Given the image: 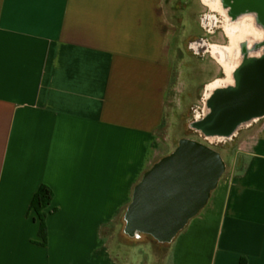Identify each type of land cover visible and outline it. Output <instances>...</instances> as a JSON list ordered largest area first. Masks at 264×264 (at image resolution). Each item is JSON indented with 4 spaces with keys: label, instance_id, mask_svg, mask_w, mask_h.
I'll return each mask as SVG.
<instances>
[{
    "label": "crops",
    "instance_id": "1",
    "mask_svg": "<svg viewBox=\"0 0 264 264\" xmlns=\"http://www.w3.org/2000/svg\"><path fill=\"white\" fill-rule=\"evenodd\" d=\"M173 34L167 0H0V264H264V116L171 239L128 232L135 188L181 142L158 135Z\"/></svg>",
    "mask_w": 264,
    "mask_h": 264
},
{
    "label": "rangeland",
    "instance_id": "2",
    "mask_svg": "<svg viewBox=\"0 0 264 264\" xmlns=\"http://www.w3.org/2000/svg\"><path fill=\"white\" fill-rule=\"evenodd\" d=\"M212 1L216 3L217 0ZM167 12L174 31L171 43L173 77L158 135L172 145H178L182 140L201 143L218 152L224 163L230 166L238 142L247 135V129L242 128L231 139L211 142L193 127L203 117L208 86L227 77L226 68L213 54L214 47L226 49L231 46L225 34L227 18L206 3L202 4L201 0H167ZM217 13L222 17H215ZM197 42H202L205 47L196 49ZM241 54L242 60L245 53ZM225 59L231 63L232 58L226 51ZM105 235L114 246L129 242L126 229L118 224L105 231ZM151 241L148 245L156 248L157 241Z\"/></svg>",
    "mask_w": 264,
    "mask_h": 264
},
{
    "label": "water",
    "instance_id": "3",
    "mask_svg": "<svg viewBox=\"0 0 264 264\" xmlns=\"http://www.w3.org/2000/svg\"><path fill=\"white\" fill-rule=\"evenodd\" d=\"M242 90L215 97L216 117L228 125L247 108L249 95L264 83V59L249 62L240 72ZM257 86V87H256ZM215 121L217 122V118ZM225 170L220 154L191 140H182L175 153L146 177L128 217V232H147L160 240L171 239L207 201Z\"/></svg>",
    "mask_w": 264,
    "mask_h": 264
},
{
    "label": "flooded vegetation",
    "instance_id": "4",
    "mask_svg": "<svg viewBox=\"0 0 264 264\" xmlns=\"http://www.w3.org/2000/svg\"><path fill=\"white\" fill-rule=\"evenodd\" d=\"M201 3H206L207 6L212 7L214 11L223 13L227 18L225 34L231 41L229 48H213V52L214 49L217 51V59L226 68L227 77L225 80L214 82L208 86L206 94L208 102L213 92H224L231 89L239 90L240 92L243 86L240 79L242 69L251 61L264 59V0H217L216 3L212 0H205L204 3L201 0ZM218 16L222 17L217 13L215 17ZM219 28H222V26H219ZM229 34L233 35V39L229 37ZM262 40L263 42L258 44ZM204 45L202 42L195 43L198 50L205 47ZM225 51L232 58L231 63H227ZM220 52H223L224 59H221ZM243 52L245 53L244 56L247 55L241 60V53ZM261 85L257 84L260 91L249 95L248 104L251 106L252 112L255 111L256 113H251L245 108L248 113L255 114V116L251 117L252 119L247 122L244 128L264 116V83ZM207 102L204 112L207 109Z\"/></svg>",
    "mask_w": 264,
    "mask_h": 264
},
{
    "label": "bare ground",
    "instance_id": "5",
    "mask_svg": "<svg viewBox=\"0 0 264 264\" xmlns=\"http://www.w3.org/2000/svg\"><path fill=\"white\" fill-rule=\"evenodd\" d=\"M229 37L233 39L232 34H229ZM216 53L217 51L216 49H214L213 54L215 56ZM220 54L221 59H224L223 52H220ZM246 55L244 56V58L246 57ZM228 91H236L239 93V90L234 89ZM224 92H213V94H211L207 102V109L204 112L203 117L193 124V127L197 130V132H199L202 136H204L208 141L211 142L223 139H231L238 133L239 130L246 126L247 122L252 119L251 117L255 116V114H250L245 109H242L238 118L234 120L231 125H228V119H226V117H216V112L218 111V109L215 105V97ZM215 117L218 119L217 122L215 121Z\"/></svg>",
    "mask_w": 264,
    "mask_h": 264
},
{
    "label": "trees",
    "instance_id": "6",
    "mask_svg": "<svg viewBox=\"0 0 264 264\" xmlns=\"http://www.w3.org/2000/svg\"><path fill=\"white\" fill-rule=\"evenodd\" d=\"M156 166H158V165H156ZM155 167L153 169H155ZM151 171H149L145 175V177L141 181V183H139L137 185V187L135 188L133 202L131 204L130 209L127 212V217L129 215L132 207L135 204L139 188L144 183L146 177L149 175V173H151ZM53 198H54V193H53L52 189L49 186L43 185L40 187L39 191L36 193V195L32 201V205H31V209L37 214V217L40 221V236L42 238V244L43 245H46V243H47V225H46L47 209L51 206Z\"/></svg>",
    "mask_w": 264,
    "mask_h": 264
}]
</instances>
